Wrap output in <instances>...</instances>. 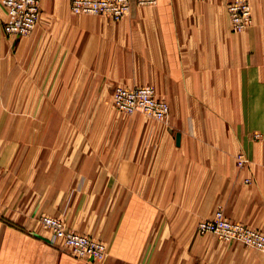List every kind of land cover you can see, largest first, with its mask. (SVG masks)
<instances>
[{"label": "crops", "instance_id": "crops-1", "mask_svg": "<svg viewBox=\"0 0 264 264\" xmlns=\"http://www.w3.org/2000/svg\"><path fill=\"white\" fill-rule=\"evenodd\" d=\"M55 1L40 0L27 37L3 34L0 4V214L12 220L0 217V264H264V252L193 232L220 202L264 233L262 178L244 184L233 160L247 111L264 113V0H251L241 34L230 29V0L133 3L117 21L66 13L69 0ZM100 71L166 88L172 111L161 140L120 117L107 137L94 133L96 112L51 109L50 98L39 110L12 104L11 82H102ZM257 144L264 153V135ZM56 213L105 242V258L51 244L35 217Z\"/></svg>", "mask_w": 264, "mask_h": 264}, {"label": "rangeland", "instance_id": "rangeland-1", "mask_svg": "<svg viewBox=\"0 0 264 264\" xmlns=\"http://www.w3.org/2000/svg\"><path fill=\"white\" fill-rule=\"evenodd\" d=\"M197 1H201V0H197ZM61 2L62 0H56L55 6L58 8ZM0 4H2L1 1H0ZM145 6H148V5H145ZM39 7H40V1H39ZM41 9L42 7H40V11ZM251 12H252V5H251ZM54 13H60V12L56 10ZM66 13L82 14V15H100V16H106V17L111 18L109 15H106V14L73 13L70 9V0L67 4ZM39 18H40V15H39ZM229 24H230V20H229ZM230 29L232 30L231 25H230ZM32 31L33 30H31L29 33L21 37H27ZM243 32H236V33L241 34ZM3 34L5 33L3 32ZM98 75H99V78H101L102 82H29L31 85H28V86L26 85V82H11L14 85L12 96H11L12 104L16 103L17 109H20V110L32 109L33 107L39 110L41 109L40 107L44 104V101L50 98L51 102L49 104H50L51 109H58V110L68 109L71 111L80 110V111L96 112L95 118L91 119L90 121L92 122V124H94L93 126H95V130L100 129V131L94 130V133H97V132L103 133L107 137L108 136L107 133L110 132V130H108L110 127L108 126H111V127L115 126V123L119 121V117H120V118L125 119L127 122H130V124L127 125L128 127L141 128V130L138 131V133L137 131H134V130H133V133H137V134L147 133V138L154 139L156 141V138L158 136V139L161 140V134L162 133L165 134L169 130L170 121H171L170 114L172 111L171 102L165 94L167 92L166 88L163 86L161 87L156 86V82L146 83V85L153 86L156 91L157 96L166 99L169 104V113L167 117L164 120H158L143 112H134L132 114H128V113H124L122 111L117 110L113 106V103L111 101L113 97L111 90L113 92L112 88H114L117 85H121L124 87H133V86L125 85V84L129 85L131 84V82H123L122 80L112 78L111 74L106 71H100ZM85 78L94 79V77L92 76H85ZM160 83L161 82H159V84ZM7 84H10V82H8ZM142 85H145V84H142ZM200 85H201L200 82L194 83V86L197 89L200 87ZM259 89L263 90V86H261ZM6 90L7 91L10 90V87L6 88ZM0 93L6 96L3 93L2 89H0ZM5 102H2V101L0 102L1 104L0 110L4 109L2 105L7 103ZM45 105H47V103H45ZM251 112L253 114V117H251L250 112L247 111L246 114H248L249 117H246L244 119V127L243 129L239 131V133L243 134L244 136V143L239 147L237 152L233 151L234 152L233 160L237 168L244 172V177H243L244 184H252L253 182H256V178H258L259 177L258 174H260L262 178V184L264 186V176H263L264 153L261 152V147L257 144V141L262 139L264 135L263 134L264 127L261 126L263 125V122H264V117H263L264 113H262L261 108H259L258 106L257 107L254 106ZM137 115H139L140 117H138ZM134 116H137V117H134ZM75 120L76 119H72V120H69V122L75 121ZM81 120L82 119H80L79 121ZM171 132H173L172 137L173 139H175V142L179 143L181 141V133L179 131L175 132L173 130H171ZM72 153L73 151L69 150L68 154H72ZM92 153L93 152H89V150L85 151V154L87 155H92ZM103 154H106V152H103ZM102 169H107V168H100V170ZM115 169L117 171V168H110V170H112V173L115 171ZM2 194L3 192L0 191V208L2 206V203L5 205ZM217 210H221L224 213L225 217L231 221L239 222L248 227L255 228L252 223L243 222L241 220L233 219L230 216H226L225 214L227 212L226 207L220 202H217L209 218H212V216ZM43 215H48V214H41V215L39 214L38 216L35 217L36 218L35 221L39 225L40 228H43L44 230H46L47 233H49V231L41 223L40 218ZM5 216L0 214V217L5 219V221L12 222L11 219L7 218V215ZM49 216H53V215H49ZM53 217H56L62 220L65 226L70 229L67 223L68 221L67 215L63 213L61 215L60 214L54 215ZM209 218H206V219H209ZM201 220H204V219H201ZM196 222L198 224V220ZM197 224L195 223L196 229L193 231L194 235H196L197 237H203L206 235H214L216 236L217 240L223 243H228V242L221 240L215 233H212V232H207V233H202V234L198 233ZM182 233H187V232H180V234ZM171 234L172 232L169 233V238L172 237ZM48 240H49V237H48ZM233 241L240 242L238 240H233ZM233 241H230V242H233ZM51 244L57 245L59 249H63L67 253L75 255L68 247L64 246L62 242H55ZM105 245H106V253L102 259H104L105 256L108 254V246L106 243ZM249 248L256 250L252 247H249ZM180 250L182 252V249ZM256 251H259V250H256ZM97 261H100V260H96L95 262Z\"/></svg>", "mask_w": 264, "mask_h": 264}, {"label": "built area", "instance_id": "built-area-1", "mask_svg": "<svg viewBox=\"0 0 264 264\" xmlns=\"http://www.w3.org/2000/svg\"><path fill=\"white\" fill-rule=\"evenodd\" d=\"M6 10L2 29L6 35L23 36L38 22L40 0H0ZM157 0H70L73 13L106 14L119 20L130 13L133 3L139 6L153 5ZM230 25L233 31L243 32L252 23L250 0H230L227 4ZM113 106L124 113L143 112L158 120H164L169 113L166 99L157 96L151 85L124 87L117 85L112 92ZM264 176V163H263ZM42 225L49 231L51 243L62 242L77 257L91 261L101 260L106 245L101 240L70 230L59 218L43 215ZM197 232L215 233L221 240H238L248 247L264 252V233L239 222L227 219L221 210L212 218L198 222Z\"/></svg>", "mask_w": 264, "mask_h": 264}]
</instances>
